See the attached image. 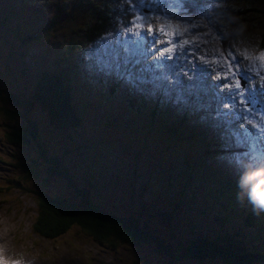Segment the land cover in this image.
Segmentation results:
<instances>
[{
	"label": "trees",
	"instance_id": "16d2710c",
	"mask_svg": "<svg viewBox=\"0 0 264 264\" xmlns=\"http://www.w3.org/2000/svg\"><path fill=\"white\" fill-rule=\"evenodd\" d=\"M11 1L12 2H10V4L8 5V11L11 15L17 14L18 12L22 11H26L27 13H31L32 11H34V9L30 5H26L21 1H18V4H16L15 0ZM29 2L35 3V0H29ZM249 4L250 7L255 11L264 12V8H257L256 1L252 0L249 2ZM16 6L17 8H15ZM104 7V3H102L97 7L96 10H91L90 13L84 15L85 17L87 15L89 16L90 22H85L81 18L77 17L78 24L73 28L68 29L64 26L65 31H60V33H58L57 30L58 34H64L61 38L55 36L54 37L60 39L62 44H66L69 51L66 56L68 55L72 59V56L88 38H93L96 34L108 27V18L98 17L100 15H104ZM39 10H42V8L38 9L36 12H39ZM250 25L252 29L257 33V35H259V45L261 47H264V27L261 28L262 25L260 26V24H257L256 22L250 23ZM26 53L17 52L14 59H5L6 64H13L16 67L18 74H15L14 70L9 66H7L6 73L0 70V81L3 80L5 76H12L13 78L15 77L13 79L14 87L9 84L11 88L4 87L6 88V90L0 89V126L2 127L7 140L14 146L15 151L17 152V148H19L22 149V152L24 154L23 157L20 155L22 157V161L20 162V164H22L24 167H27L28 169V178L26 182L29 187L25 190V193L31 194L37 200L38 204L39 216L38 220L36 221L35 227L45 233H54L67 230L72 226H78L75 228L77 230V233L83 236H89V239L98 242V246H100L101 248L106 246L113 251H115L117 247H122L123 244H129L130 242L134 243V238L140 235L143 236V239L150 240L155 243V246L153 248V251L155 249V254L157 256L155 260L160 258H180L184 259L185 261L193 262L194 264H204L208 260V257L211 256L212 258H215L217 255V251L215 247L211 245V241L214 240L206 235L201 229H198L196 227V219L194 218L193 213L194 207H196L197 210L200 209V213L209 212V209L206 207L205 202L207 203L208 207H210L211 203H209L206 198H204V202L203 198H201L200 194H198V192L200 191L195 190L193 187H191V185L195 181V178L190 179L188 175H186L184 179L187 182V187H178V191L174 192L172 196H167V194H165V189L159 181H157L158 184L154 185V202L161 205L160 215L164 216L170 227H174L175 220L179 221L177 228H175L179 230V234H167L162 238L159 237V233L152 231L149 227L143 224L140 218V216L142 215V209L139 208L138 211H135L134 209L132 210L128 208V211L124 212L120 211L119 207H117V209H113L111 207L95 203L93 199V192H91L90 186L96 187V181H99V179H101L100 176H97L96 171L91 170L90 176L78 184L80 188H76V195L75 193L72 195L51 194L45 191L43 187L31 183L33 179L37 178V173H39L40 171L36 170L35 173H33L29 169L27 164H35V157L39 159H45L46 163L50 161L51 164H62L61 157L68 153L69 150L76 147H71L65 151L64 149H62L61 153L58 154L56 151H51L48 148V144L54 145V143L50 139L67 141L73 140L74 138L78 137L79 134L75 131L81 124L82 117H87L88 111L80 112L78 110L74 118V116L72 115V110L69 106L68 95L64 84L60 83V80L58 78H49L48 81L42 82L41 79L38 78L33 71V66L27 61L29 53ZM18 55L20 56V58H18ZM18 60L20 61L18 62ZM20 64L25 65L26 71L20 70ZM74 77V74L68 79L64 76V78L67 79V82L72 81ZM57 89L62 92L65 102L64 99L62 102V97L58 96L61 94L57 95ZM50 93L53 94V98H51ZM79 100L83 103V106L91 105L93 109H96V105L91 103V98L88 95L85 99L79 97ZM52 102L57 105L55 111L49 106ZM38 105H45V108H47L50 111L51 115L55 118V120L51 122L52 125L55 124V134L53 130L44 128L41 124V121L36 117V108ZM118 116L119 118L125 117L124 114H120ZM128 119L130 120L127 125L129 127L133 126L134 129H137V127L142 124L134 116H130ZM145 120L150 121V116H147ZM67 122L68 124L66 125ZM75 123L76 125L74 127ZM180 127H185L186 131L181 132L177 128L175 129L170 126V131L174 132L171 133L174 140V149H177L175 139H182L184 137H187L188 134V127L186 125H181ZM195 139L197 143L202 144L203 141L199 134L195 135ZM107 142L110 141H101L98 147L102 146L103 149L106 148L105 144ZM119 143L122 142L120 141ZM78 146L82 147L81 144H79ZM32 150L36 151L35 156H32ZM110 150L117 151L113 148H110L109 151ZM204 150H206V148H204ZM85 151L89 150L84 147V152ZM84 152H81L80 158L78 160L83 157ZM109 155L111 154L108 153V156L103 158L102 156L99 157L95 154H92L91 156H89V158L90 161H101V159L103 158L102 161L106 166H108V168H110L109 164H111L112 162L111 159L117 160L118 163L123 166H127L125 161L119 158L118 153H116V155L114 156ZM70 157L72 158L75 156ZM75 159L77 158L75 157ZM29 160H33L34 162H30ZM164 161L173 166L172 161H168L165 159ZM186 165L188 166V168H198L206 170L201 164H196L191 161H187ZM108 168H104L103 170L106 172ZM136 170L137 169H134L133 172L135 173ZM117 172L118 170H115V172H113L114 176L112 177V179H115L116 183L118 182L125 187V181L127 179L129 180L128 182L133 181L130 176H127L125 181L123 179H120V174H117ZM47 173H51V171L49 170ZM144 175L147 177V174L144 173ZM103 177L110 178L108 177V174H103ZM43 180V182H45L46 178L44 177ZM43 182L42 185H44ZM46 184L47 183H45V186H48V184ZM150 184H153V182H148V184L142 186V190L139 191V195H142L143 191H145ZM35 186H39L40 188L36 189ZM230 189V184L226 186H222L221 184H219L216 187H212L210 189L211 194L209 195H211V199H214L216 196H219L221 194H225V196H228ZM162 205L166 210H162ZM67 207L71 208L72 211L80 210V212L78 213L77 222L73 220L72 223H69V220L64 221L62 212L66 213ZM210 209H212L214 212H216V210L217 212H222L220 213V215L226 212L225 209L223 210L219 205L213 203L212 208ZM55 219L59 220V225H57L56 229H53V224H50V222ZM183 219L185 222L184 224L182 223ZM136 225H139L140 229H137ZM215 225H209V227H207V230L214 231L218 234L221 230V225L217 226L216 228L214 227ZM191 232L193 233L189 235ZM228 236H231V232L227 230L226 234L224 235L226 240H228ZM165 241H167L166 244ZM219 246H221L218 249V251L220 252V260L226 259L225 262H227L228 264H251L254 261L264 258L257 253H250L238 245V256L240 257L239 261H236L235 258L229 259V256H231L232 252L228 249V245L222 244ZM124 247H127L129 252L133 251L134 253L136 251V248H133L131 246L126 245ZM138 258L139 259H137V261L134 260L131 264H138L143 260L142 255H140V257ZM155 260L153 262L145 261V264H155ZM98 263H102V260L96 258L95 264Z\"/></svg>",
	"mask_w": 264,
	"mask_h": 264
},
{
	"label": "rangeland",
	"instance_id": "374dc122",
	"mask_svg": "<svg viewBox=\"0 0 264 264\" xmlns=\"http://www.w3.org/2000/svg\"><path fill=\"white\" fill-rule=\"evenodd\" d=\"M60 1H64V0H60ZM201 1H197L193 5V8L199 9ZM212 1L216 6H219L221 8L222 5L224 4L226 5L225 8L228 11L224 13V17H227L229 23L230 22L238 23V24L244 23L249 25L250 23L256 22L257 24H260V26L261 25L264 26V12L249 11L246 12V16L239 14V9L245 8L244 5L248 3L250 0H234L237 2L238 5L233 3L232 0H212ZM83 2L90 10H96L97 7L101 5V3L96 0H83ZM257 8L259 9L264 8V0H257ZM67 9L68 7L62 6L59 10L55 11L52 14H56L57 12H64ZM1 15L2 14L0 13V16ZM208 16L214 18V20L212 18L209 19V22L211 23L214 22L215 20H218V17L212 16L211 14H208ZM51 18H52L51 16L45 17V22H51L52 21ZM190 20L191 22L192 21L194 22V24L191 25V28L199 29V31L202 30V26H200L196 22V17L193 16ZM24 23H26V17L22 14H18L12 19V22L9 25H24ZM70 23L72 22H69V20L67 19H65L64 21L58 20L56 25L50 27L48 31H54L67 25L69 26ZM218 26L219 25L217 24H211L209 26V30L213 29L217 31ZM1 27H6V25L5 24L1 25L0 23V29ZM49 41L50 39L47 38V42ZM51 42L54 43L55 41L53 42V40L51 39ZM109 43L110 42H106V44ZM217 45L220 46V49H218L217 58L214 63L216 64L214 67V72L218 74L224 72L228 73L229 68L226 69L227 67L225 66V64H229V63L226 61V58L227 56L234 55V53L232 52L233 48H226L225 45H221L219 43H217ZM14 55L15 52L9 47L0 46V70L2 72L6 73L7 66H9L14 70L15 74H18L17 69L13 64L5 63V59L13 58ZM94 59L97 58L93 57V60ZM27 61L29 62V60ZM235 62H236V57H234L231 60L232 64H234ZM19 68L21 71H26L25 65L23 64H20ZM13 79L14 78L12 76H5L4 79L0 81V89L6 90V88L4 87L11 88L10 85L14 87ZM140 79H142V77ZM56 93L57 95L61 94L58 96L62 97V102H63L64 97L62 95V92L59 89H57ZM229 93H233L231 99L229 98ZM235 93L236 90L233 87L232 88L226 87L222 89L215 96V100L217 101L216 103L222 105L231 104L233 102ZM50 96L51 98H53L52 93H50ZM73 102L75 103V101ZM212 103H213V97L208 102L207 107H210ZM111 104L112 106H118L115 98L111 99ZM49 106L54 111L55 108L57 107V105L53 102L50 103ZM169 106L170 108H165L167 111H172L173 109H176V105H172L170 103ZM70 108L71 110L78 109V103L76 107H70ZM152 109H153L152 107L149 108L150 113L153 111ZM167 111L163 109L160 110V112L154 111L153 113L154 117L152 118L154 119V122H156L157 124L159 121H161L160 125L173 127L172 125H168V123H164V121L166 122L175 121L172 118H167L169 114V112ZM98 116L99 115H96V118H98ZM173 116L176 117V114H173ZM36 117L41 121V124L44 128L51 129L54 132L55 124L52 125L51 122L54 121L55 118L51 115L50 111L47 108H45V105L37 106ZM68 122L66 123V125L68 124ZM75 125L76 123L74 124V127ZM155 125L156 124L153 123L151 119V121L149 122L148 131L153 132L154 136H151L150 134H146V133L142 134V136L138 137V141L136 143L137 145L145 144V145L156 146L152 148L145 145L143 146L138 145V147L136 148H131L127 146L125 142L119 143L111 140L110 142H107L105 144L106 146L105 150H102V147H98L101 142L97 138H94L84 133L80 134L78 137L74 138L73 140L58 141V140L50 139L54 143V145L48 144V148L51 151H56L58 154L61 153L62 149H64L65 151L71 147H76V148L69 150L68 153L65 152L66 154L62 157V161H64V162L61 161L62 164L53 163L49 165L46 164L44 161L35 157L36 160L35 164H29V163L27 164L29 169L33 173H35L36 170L40 171L39 173H37V178L33 180V184L43 187L45 191L51 194L72 195L75 193L76 195V188H80L78 184L90 176L91 170L99 172L104 168H108V166H106L105 163L102 161L103 158L101 159V161L98 160L90 161L89 156L95 154L99 157L102 155L105 157L106 152L110 148H113L117 150V153L119 154V158L125 161L127 166L129 165L135 166V169L137 170L135 173L133 172V175L131 174L123 175L121 174L122 171L120 170V176H119L120 179H123L125 181L127 176H130L133 179V181L130 182L125 181L127 183L125 187L119 184L118 182L116 183L115 179L106 178L102 176L101 179H99V181H96V187L95 186L92 187L93 199L95 203L99 205L111 207L113 209H117V207H119V210L124 212H127L128 208L132 210L134 209L135 211H138V209L140 208L142 209V215L140 216L141 221L152 231L159 233L160 238L165 237L167 234H174V233L179 234V230L175 229L177 228L179 221L175 220L174 227H170L164 216L160 215L161 205L154 202V185L158 184L157 181H159L163 186V188L165 189L164 191L165 194H167V196H172L174 192L178 191L177 189L178 187L179 188L187 187V182L184 180L186 175H188L190 179H193L195 177H198V173L193 168H188V166L186 165L187 161H190L188 155L185 154V150H187L188 148L187 140H184L183 142L181 141V144L177 146L179 150L174 149L173 148L174 140L171 139L169 133L167 131H161L160 128H157ZM103 127L107 130L109 134L112 133L113 126L111 124H103ZM89 134H90V130H89ZM158 138H160V140H157ZM79 144H81L82 147H79L78 146ZM246 144L250 146H254L255 141L251 137L247 136ZM84 147L87 148L89 151L84 152ZM155 148H158L159 150H155ZM81 152H84L83 157L80 160H78L80 157L79 154H81ZM102 152H104V154ZM31 154L32 156H35L34 152H32ZM22 156H24L23 153ZM70 156H76L78 159H75V157L71 158ZM164 159L168 161H172L173 166L169 163H166ZM111 160L115 164L116 161L113 159ZM29 161L34 162L33 160H29ZM49 170L51 171V173H47ZM144 173L150 174L151 176L146 177ZM44 177L46 178L45 182H43ZM42 182L44 185H42ZM148 182H153V184L148 185V188L145 191H143L142 195H139V191L142 190L141 187L148 184ZM45 183H47L48 186H45ZM221 185L224 186L225 184H221ZM39 186H35V188L39 189L40 188ZM198 194H200L201 198H203L202 196L205 197L208 196V194H205L203 192H198ZM229 196L234 197V193L230 192ZM69 197H73V196H69ZM19 198H21V200L19 204L18 203L16 204V210L20 215L18 216L17 220H21V215H24V218L26 219H33L36 214V210H35L36 201L31 196L25 193H21ZM210 202H211L210 207H208L207 204H205L208 209L212 208V203H213L219 205L220 208H222L223 210L225 209L224 206H227V210H228L229 209L228 203H231L229 199L227 201L224 194L216 196L213 200H210ZM250 204L253 206L252 202ZM163 205H162V210H166L165 208H163L164 207ZM66 210H67L66 213L61 211L63 214L64 221L69 220V223H72L73 220L77 222L78 213L80 212V210L72 211V209L68 207ZM200 211H201L200 209L197 210V208L194 207L193 213H194V218L196 219L195 220L196 227L198 229H201L206 235H208L212 240H214L211 241V245L214 246L217 251L216 257L215 258H212L211 256L208 257L207 258L208 260L204 264H228L227 262H225L226 259L220 260L219 257L220 252L218 251V249L219 247H221L219 245L222 244L228 245V249L231 250L232 252L231 256H229V259L235 258L236 261L237 260L239 261L240 256H238V252H239L238 245L241 248L247 250V247L245 246H249L250 244H252L248 240V238L244 235L243 232L244 228L242 227L243 223H241L247 220V216L244 214L243 217L239 219L238 212H235V209L232 210L231 213L225 212L224 214L221 215L220 213L222 212L218 211L219 212L218 214L217 210L216 212H214L212 209H209V212H204V213H200ZM58 222H59L58 219H55L50 222V224H53L52 227L53 229L57 228ZM182 223L183 224L185 223L184 219ZM209 225H215L214 226L215 228L221 225L220 232L217 234L214 231L207 230L208 229L207 227H209ZM239 225L241 226L238 227ZM28 226L29 225H25L24 228L28 229ZM231 226L235 227L234 229L235 232L237 233L235 235L234 233H231V236H228V240H226L224 235ZM76 227L78 226H72L70 228V234L71 232H73V236L75 239H82L84 241L86 245L82 244L83 250H89L91 248L90 247L91 245H98V242L89 239V236L86 235L83 236L77 233V230L75 229ZM136 228L140 229V226L136 225ZM192 233L193 232H191L189 235H191ZM166 242L167 241H165V244ZM76 244H80V243H76ZM126 245L136 248V251L134 253L133 251L129 252L128 248L124 247ZM154 246H155L154 242L143 239V236L138 235L136 238H134V243L130 242L129 244H123L122 247H117L115 251L112 250L107 251L106 254H108V256H106V258H115L116 255L118 254L117 261H121L124 262V264H128V262L131 260L137 261V259H139L138 257L142 255L143 260L140 261L138 264H145V261L153 262L157 258L155 254V249L153 251ZM124 248L128 251H125ZM257 248L264 251V248L262 246H257ZM92 252L93 255L96 254V250H92L89 253L91 254ZM78 253L81 252L75 250V254L73 255L76 264H78L80 260ZM122 253H124V256L119 255ZM250 253H252V251H250ZM90 263H91V256H89V260L88 262H86V264H90ZM155 264H194V263L190 261H185L184 259H180V258H175V259L160 258L155 260Z\"/></svg>",
	"mask_w": 264,
	"mask_h": 264
},
{
	"label": "clouds",
	"instance_id": "9594fccd",
	"mask_svg": "<svg viewBox=\"0 0 264 264\" xmlns=\"http://www.w3.org/2000/svg\"><path fill=\"white\" fill-rule=\"evenodd\" d=\"M17 48H18V50L14 51L15 55L17 54V52H21V53L22 52H25V53L26 52L27 53L30 52L28 54L29 63L33 66V71L35 72L36 76L39 78L40 76L37 74L36 58H35V55H34L33 51L31 49H29L28 47H26L25 44L22 43V42L18 45ZM18 58H20L19 55H18ZM50 78H54V77H50ZM40 79H41V77H40ZM48 80H49V78L45 79V80L41 79L42 82H46ZM67 95L70 98L69 106L70 107H74L73 106V102H72L73 99H71V96L68 93H67ZM76 111H77L76 109L72 110V115L74 116V118L76 116ZM32 152H34L36 154V151L32 150ZM62 157H61V161H62ZM15 158L17 159V161H16ZM21 159H22V157L20 155H17V154L12 157V160L14 162V166L16 167L17 171L21 175V178L23 179V181L26 182L27 178H28V169H27V167H24L22 164H20V162L22 161ZM40 160L45 162V159H41L40 158ZM62 162H64V161H62ZM46 164H51V163H50V161H48V163H46ZM249 166H250V162H245L243 164V167H244V170H245V174L243 176L242 182L244 184L248 185L249 199L253 203L254 208L259 210V211H264V163L251 165V171H249ZM115 170H118L117 174H120V170L122 171L121 174H124L123 167H121V166H114V167L110 166V168L108 170V173H107L108 177L112 178L114 176L113 172H115ZM104 172L105 171L102 169L101 171L96 172V174L99 177ZM110 172H111V174H110ZM1 175H2V170L0 169V176ZM126 181L128 182L129 180L127 179ZM92 187L93 186H90L91 192H92ZM235 204H236V209L241 208V207L244 206L243 204L238 203V202H235ZM233 209H234V207L229 208L228 210L231 213ZM241 223H243L242 227L245 228V230L243 231L244 235L252 243L249 246H245V247H247L246 251H248V252L252 251V253H257V254H259V255L264 257V251H262L259 248H257V246H261V245L256 243V242H258V240L256 238H254V236L252 235V233L255 230L261 229L263 227L258 222L257 217H256L255 220L252 221L250 230L245 227V224H247L246 220L241 222ZM57 225H59V224H57ZM240 226L241 225H239L238 227H240ZM234 228L235 227L231 226V227H229L228 231L231 232V233L236 234L237 232H235ZM92 246H94V245H92ZM94 247H95V249H93V250H96V252H98V253H96L95 255H93V252L91 253L92 256H91V263L90 264H95V259L96 258L102 260V263H98V264H124V262L117 261L118 260V258H117L118 254L116 255L115 258H106V256H108V254H106V252L109 251V250H102L97 245H95ZM124 250L128 251L125 248H124ZM119 255L124 256V253L119 254ZM61 257H60V261H61ZM79 258H80V260H79L78 264H86V261H84L83 258H81V257H79ZM133 261L134 260L129 261L128 264H131ZM67 262L68 263L72 262V264H76V262L74 261V259L71 258V256H67ZM251 264H264V258L260 259V260H257V261H254Z\"/></svg>",
	"mask_w": 264,
	"mask_h": 264
},
{
	"label": "snow or ice",
	"instance_id": "6c2138e0",
	"mask_svg": "<svg viewBox=\"0 0 264 264\" xmlns=\"http://www.w3.org/2000/svg\"><path fill=\"white\" fill-rule=\"evenodd\" d=\"M139 19V17H138ZM135 27L140 28L143 27V25L141 24H137L135 25ZM132 30L129 29V32H131ZM159 31L162 32L166 37H172L173 35H177L179 34L177 29H175L172 25L169 24H161L159 26ZM153 32V26L151 24L148 25L147 28V33H152ZM136 35L139 37V33H136ZM155 40V38L153 37V41ZM184 43H188V41H184ZM176 48L175 44H172L171 41L169 40V46L165 47L163 49L160 50V55L164 56L166 53H170L173 52L174 49ZM257 60H259L261 62L262 65H264V52H261L257 57ZM229 73L231 74H235L234 72H232L231 67L229 68ZM229 73H225V78L229 75ZM226 87L232 88L234 87L235 89H240L241 88V84L239 82V79L236 80V83L234 85L232 84H228L226 85ZM233 93H229V98L231 99ZM247 102H251V97H249ZM241 119H243V113H241ZM261 144H264V140H260ZM0 264H19V261H12L9 262L7 260H5L4 258L0 257Z\"/></svg>",
	"mask_w": 264,
	"mask_h": 264
},
{
	"label": "bare ground",
	"instance_id": "6f19581e",
	"mask_svg": "<svg viewBox=\"0 0 264 264\" xmlns=\"http://www.w3.org/2000/svg\"><path fill=\"white\" fill-rule=\"evenodd\" d=\"M251 90H255V88H252Z\"/></svg>",
	"mask_w": 264,
	"mask_h": 264
}]
</instances>
